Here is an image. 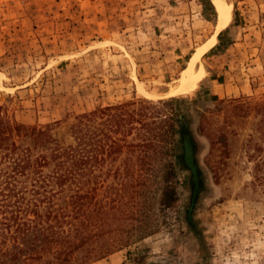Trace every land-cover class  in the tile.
Segmentation results:
<instances>
[{
	"label": "rangeland",
	"instance_id": "obj_1",
	"mask_svg": "<svg viewBox=\"0 0 264 264\" xmlns=\"http://www.w3.org/2000/svg\"><path fill=\"white\" fill-rule=\"evenodd\" d=\"M203 48L205 78L170 97ZM0 121V170L74 147L81 123L92 163L47 187L68 220L75 192L94 215L67 264H264V0H0Z\"/></svg>",
	"mask_w": 264,
	"mask_h": 264
},
{
	"label": "trees",
	"instance_id": "obj_2",
	"mask_svg": "<svg viewBox=\"0 0 264 264\" xmlns=\"http://www.w3.org/2000/svg\"><path fill=\"white\" fill-rule=\"evenodd\" d=\"M92 114L85 118H92ZM170 123L166 133L174 135V124ZM72 129L76 141L74 147L57 148L50 160L45 157L30 160L23 156L18 161L14 159L7 170H0V264H67L75 250L97 235L93 212L86 215L83 209L85 194L75 192L68 200L62 198L67 201L66 206L72 207L68 220L66 207H55L52 201L55 193L47 189L53 183L62 193L65 182L77 179L82 175V166L93 161V154L84 152L81 147L85 134L80 121ZM6 131L0 121V138L6 135ZM38 134L40 136V132ZM88 143L92 144L91 136ZM51 164L55 168L51 176H39L41 168ZM254 168L255 180L262 182L264 159L257 160ZM27 181L31 182L29 190L24 185ZM26 192L32 198L26 200ZM43 203L46 205L42 206ZM64 225L71 227L65 230ZM48 255L51 258L46 257Z\"/></svg>",
	"mask_w": 264,
	"mask_h": 264
},
{
	"label": "bare ground",
	"instance_id": "obj_3",
	"mask_svg": "<svg viewBox=\"0 0 264 264\" xmlns=\"http://www.w3.org/2000/svg\"><path fill=\"white\" fill-rule=\"evenodd\" d=\"M216 6H218L220 12L219 27L217 28V33H215L217 35L223 28L227 27L230 24L232 19V9L231 7L228 8L219 2ZM203 53L204 48L201 49V51L197 55H195L196 57H194V59L190 62L188 68L183 71L179 84L171 89L169 93L170 97L178 95H187L192 93L193 91L195 92V90L199 86V83L206 76V72L202 67H200V69H196L195 67L196 61L200 58ZM146 96L149 98H156L155 94L153 95L146 93Z\"/></svg>",
	"mask_w": 264,
	"mask_h": 264
},
{
	"label": "flooded vegetation",
	"instance_id": "obj_4",
	"mask_svg": "<svg viewBox=\"0 0 264 264\" xmlns=\"http://www.w3.org/2000/svg\"><path fill=\"white\" fill-rule=\"evenodd\" d=\"M192 177H191V185H192V194H191V202L193 203L194 199L198 195L199 190V179L195 174V171H192ZM197 192V193H196Z\"/></svg>",
	"mask_w": 264,
	"mask_h": 264
},
{
	"label": "water",
	"instance_id": "obj_5",
	"mask_svg": "<svg viewBox=\"0 0 264 264\" xmlns=\"http://www.w3.org/2000/svg\"><path fill=\"white\" fill-rule=\"evenodd\" d=\"M184 143H185V145H186V155H187V157H186V160H189L188 162L190 163V165H191V148H190V142H189V137L188 136H186L185 138H184ZM193 170V169H192Z\"/></svg>",
	"mask_w": 264,
	"mask_h": 264
}]
</instances>
